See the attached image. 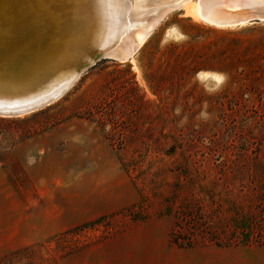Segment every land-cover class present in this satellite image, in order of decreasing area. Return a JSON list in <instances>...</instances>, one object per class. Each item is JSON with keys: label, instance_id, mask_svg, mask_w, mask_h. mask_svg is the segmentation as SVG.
<instances>
[{"label": "rangeland", "instance_id": "obj_1", "mask_svg": "<svg viewBox=\"0 0 264 264\" xmlns=\"http://www.w3.org/2000/svg\"><path fill=\"white\" fill-rule=\"evenodd\" d=\"M197 2L50 105L0 116V264H264V246L170 240L183 205L253 216L264 239V23L210 25Z\"/></svg>", "mask_w": 264, "mask_h": 264}, {"label": "water", "instance_id": "obj_2", "mask_svg": "<svg viewBox=\"0 0 264 264\" xmlns=\"http://www.w3.org/2000/svg\"><path fill=\"white\" fill-rule=\"evenodd\" d=\"M89 1L83 5L84 2L79 0L88 20L92 16L86 8ZM79 4L73 0H0V77L17 75L20 80L15 81L21 83L20 89L26 94L20 99L19 106L12 101L0 105V116L19 117L35 112L63 96L83 72L101 60L122 61L110 54L119 50L123 45L119 40L123 41L126 36L121 35L113 43L96 36L99 29L89 28L82 11L79 9L77 12ZM252 12H255L254 15L246 18L233 15L239 18H230L218 24L209 22V15L206 16L204 12L203 18L197 17L217 27L264 23V14ZM68 14L69 18L72 15L74 22H78V26L81 24L78 19L80 14V21L84 23L82 28L73 27ZM79 30L81 33L77 34ZM73 34L80 36L73 38ZM37 38L42 45L31 48Z\"/></svg>", "mask_w": 264, "mask_h": 264}, {"label": "bare ground", "instance_id": "obj_3", "mask_svg": "<svg viewBox=\"0 0 264 264\" xmlns=\"http://www.w3.org/2000/svg\"><path fill=\"white\" fill-rule=\"evenodd\" d=\"M73 1L75 4H79V0ZM82 1L84 2L82 3L84 5L85 2L89 0ZM189 1L190 0H90L91 7L89 6V2L86 6L92 15L89 17V20L87 19L84 7L79 4L80 7L77 5L78 10H76L78 13L79 9L82 11L84 18L88 20L89 28L96 27V29H99L97 30L98 32L96 36H100L101 39L105 41L111 40L113 43L118 41L121 35L124 34V37L126 36L123 38V41L122 39L119 40V42H123V45L119 50L110 54L114 57H119V59L124 61L134 54L142 41H145L144 39L151 33L153 27L168 12L179 8L182 5L184 6V4L186 5ZM207 1L208 0H206V2ZM208 3L209 6L207 7H209V9L205 10L204 7V10L198 9V15L202 16V12H204L206 16L209 15L207 20H209V22H214L215 24L237 17H232L233 15H240L241 17L246 18L248 15H254L255 12L253 13L252 11L264 14V7L255 0H209L207 4ZM79 15L80 14H78V19L81 23H79L80 26H78V22H74L72 15H70L71 18H69L68 14V20H71L70 22L73 27L80 29L84 23L80 21L81 18ZM238 18L239 17H237V19ZM144 20H147L146 23L142 28H139V23ZM81 30L83 31V29ZM81 30L77 31V34ZM134 32H136V38H133L132 35H130ZM77 34H73L71 37L78 38L80 34L78 37ZM41 45L42 42L37 38L31 48H39ZM15 80L20 79L17 75L13 74H7L0 77V105L8 104V102L12 101L15 105L19 106L20 99L26 96V94L22 93V89H20L21 83Z\"/></svg>", "mask_w": 264, "mask_h": 264}, {"label": "trees", "instance_id": "obj_4", "mask_svg": "<svg viewBox=\"0 0 264 264\" xmlns=\"http://www.w3.org/2000/svg\"><path fill=\"white\" fill-rule=\"evenodd\" d=\"M136 207L129 210L133 220H145L137 217L134 211ZM169 208L167 215H171ZM232 218L215 220L209 215H205L200 206L183 205L174 213V226L170 235L171 242L181 249H192L209 240L218 247L232 246H264V240L254 239L258 223L253 216L242 215L238 210H234ZM220 215V213H219ZM104 217L95 221L85 223L76 227L72 231H83L94 228L102 222ZM219 218V216H217ZM68 231V232H72ZM67 232V233H68Z\"/></svg>", "mask_w": 264, "mask_h": 264}]
</instances>
